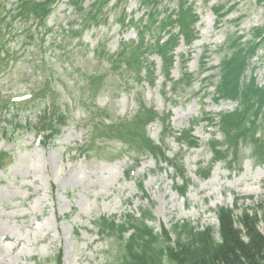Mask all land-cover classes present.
<instances>
[{
	"label": "rangeland",
	"instance_id": "rangeland-1",
	"mask_svg": "<svg viewBox=\"0 0 264 264\" xmlns=\"http://www.w3.org/2000/svg\"><path fill=\"white\" fill-rule=\"evenodd\" d=\"M68 1L61 0L48 17L49 33L33 20L25 23L19 19H3L2 26L7 27L10 34L4 36V30L0 31L8 59L0 64V109L2 103L7 104L2 110L0 152L5 151L10 157H4V167L0 169V264H55L47 257L53 258L59 251L62 264H107L113 260L112 244L110 240H100L92 222L102 215L121 217L127 211L139 215L140 205L152 203L158 219L154 223L157 230L162 224L170 228L182 220H191L201 227H217L215 208L232 205L237 196L245 206L264 198V165H256L248 157L239 167L216 163L208 179L195 174L199 162L207 164L212 158L209 144L212 137L224 138L218 126L207 122L196 126L193 133L199 140L198 148L181 147L174 139L175 134L188 129L190 123L202 118L204 113L214 115L218 123V114L233 111L237 106L228 100L217 102L215 84L205 78L213 75L211 80L218 82L219 70L215 67L220 64L221 47L228 37L243 34L249 39L252 30L263 25L264 0H189L195 3L200 15L198 38L191 47L182 42L177 48L172 72L174 78H180L185 72L183 60L187 59L188 71L194 73L196 79L193 86L176 98H172L170 92L162 94V78L157 86L140 85L118 75L100 57L102 50L117 52L122 42L137 39V29L122 28L119 18L124 10L128 20L139 21L146 12L139 0H109L98 14L99 18L104 14L108 16L105 23L102 19L101 24L85 29L81 37L63 38L60 24L66 28L76 17ZM92 2L85 4L89 10ZM176 2L161 0L159 8L166 4L171 9L176 8ZM16 5V0H11L6 9L12 10ZM217 5L224 6L221 13L230 9L220 21L213 11ZM2 9L0 7V11ZM29 28L44 40L39 38L35 39V44L30 43L26 32ZM62 41L66 44L63 50L60 49ZM262 54L263 51L259 52L252 60L246 80L254 78L264 86ZM155 58L159 68L162 62ZM96 70L109 75L106 88L93 100L81 86L85 75ZM201 71L205 72L201 74ZM47 78L48 93L54 91L51 96L41 94L26 105L11 104L29 93L34 96ZM140 97L148 105H155L160 113L172 112V132L165 137L164 145L170 156L182 155L192 176L187 197L172 188L173 169L159 170L151 156H143L134 170V179H127L124 171L133 165L134 152L126 153L127 147L122 141L103 142L106 147L99 150H108L102 152L103 158L97 154L79 155L75 151L89 136L90 113L97 108L107 110V124L131 120L139 109ZM55 103L66 115L67 124L53 141L45 143L37 133L41 127L38 122L42 112L49 107L53 109ZM148 130L157 142L164 136L165 129L159 119L148 125ZM244 153L249 155L251 150ZM143 177L146 195L138 191L136 184V178ZM129 199H133V206L126 204Z\"/></svg>",
	"mask_w": 264,
	"mask_h": 264
},
{
	"label": "trees",
	"instance_id": "trees-1",
	"mask_svg": "<svg viewBox=\"0 0 264 264\" xmlns=\"http://www.w3.org/2000/svg\"><path fill=\"white\" fill-rule=\"evenodd\" d=\"M56 1L18 0V5L11 11L6 10L7 0L5 2L0 0V7H3L0 11V31L4 30V36L10 34L7 27L2 26L3 19L8 17L12 21L18 17L23 20L22 22L33 19L45 28L46 19L54 11L53 6ZM108 1L95 0L91 3L90 10L85 6L87 0H70L69 5H72L78 14L76 18L80 19V16H83L81 18L84 19L83 28H86L94 23L98 24L102 19L107 20H105V14L101 15L103 16L101 18L98 14ZM160 1L141 0L144 5L151 6L146 22L143 23L144 18L136 23L130 20L129 25L137 24L138 28H141L138 43L134 40L124 43L116 56L109 52L104 54L108 62L112 63L116 70H120L123 76L131 74L133 75L131 77L139 83L146 80L153 85L157 79L156 61L148 57L152 54L160 56L163 61L162 72L165 73L167 81H172L171 70L175 64L174 52L181 40L180 36L185 38L187 45L197 38L196 23L199 15L196 14L193 3L189 0H178V7L171 10L168 5H161L159 8ZM96 6L99 9H96ZM222 7L214 8V12L220 17L226 15L219 11ZM3 11L6 13L5 16H3ZM124 13L123 11L120 16L122 25L127 20ZM75 23L76 21H72L70 27ZM177 27L179 31L175 32L174 29ZM70 29L71 34L76 32L72 30L73 28ZM80 33V31L76 32V34ZM146 34L150 35L149 41L145 39ZM251 34L252 37L247 40H244L245 35L243 34L236 38L230 36L222 48L225 53L221 57L218 68L220 79L216 84V100L221 98L234 100L238 105L232 112L220 114L218 126L224 138L223 141L212 139L214 157L208 169L212 168L217 159H225L229 166L236 162L241 163L245 157L242 146L246 145L245 149L251 150L248 156L255 159L257 163H264V87L259 86L254 78H251L249 82L246 80V71L251 61L259 50H264V24L262 27L254 28ZM34 35L30 31V42L38 40V37ZM3 44L0 41V64L8 60L5 56L6 47ZM1 55L5 57L2 58ZM262 57L264 61V55ZM142 70H145V76L142 75ZM88 78L93 85L98 76L90 74ZM192 84L193 74L186 72L183 78L174 82L173 93L184 91ZM90 91L92 95L96 94L93 87H90ZM40 94L46 96L45 89ZM141 103L138 113L132 117L131 121H121L109 126L96 123L94 129L96 139L99 135L106 139H117L124 142L129 151L134 150L136 158L150 153L173 163L176 172L183 178V184L175 183V187L179 194L184 195L191 181L187 178L183 166L177 167L175 162H172L168 156L166 157V152L162 147L147 136V125L154 122L159 115L155 108L147 107L143 101ZM45 114L42 128L51 130L52 134L47 136L49 140L58 132L53 121L63 122L64 115L60 113L55 104L52 112L49 114L45 111ZM208 119L210 123L213 121L212 117ZM1 120L0 117V122ZM184 134L190 136V130ZM189 142L194 143V141ZM218 146L221 148L219 149ZM4 155L0 154V159H3ZM0 167H2L1 163ZM204 171L203 167L197 170L199 175L207 176L208 172ZM138 186L144 190L142 181ZM237 201L234 208L226 206L216 210L219 218L218 229L211 225L200 228L189 220H183L173 223L170 229L162 225L161 230L156 231L154 226L147 222L156 220L150 207L140 208L141 216L126 213L119 222L114 216H102L92 222L101 240L108 239L116 245L112 264H264V202L260 201L256 204L251 202L245 206L237 204ZM58 264H61L60 258Z\"/></svg>",
	"mask_w": 264,
	"mask_h": 264
}]
</instances>
